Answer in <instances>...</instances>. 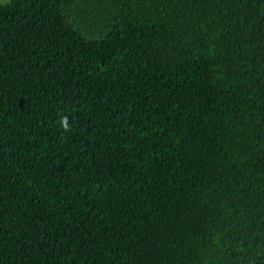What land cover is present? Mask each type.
Returning a JSON list of instances; mask_svg holds the SVG:
<instances>
[{"label":"trees","instance_id":"16d2710c","mask_svg":"<svg viewBox=\"0 0 264 264\" xmlns=\"http://www.w3.org/2000/svg\"><path fill=\"white\" fill-rule=\"evenodd\" d=\"M0 264H264V0L0 1Z\"/></svg>","mask_w":264,"mask_h":264},{"label":"clouds","instance_id":"9594fccd","mask_svg":"<svg viewBox=\"0 0 264 264\" xmlns=\"http://www.w3.org/2000/svg\"><path fill=\"white\" fill-rule=\"evenodd\" d=\"M61 125H62V127L64 128L65 131L68 130L69 125H68L66 119L62 120Z\"/></svg>","mask_w":264,"mask_h":264},{"label":"rangeland","instance_id":"374dc122","mask_svg":"<svg viewBox=\"0 0 264 264\" xmlns=\"http://www.w3.org/2000/svg\"><path fill=\"white\" fill-rule=\"evenodd\" d=\"M1 2L4 1V0H0Z\"/></svg>","mask_w":264,"mask_h":264}]
</instances>
